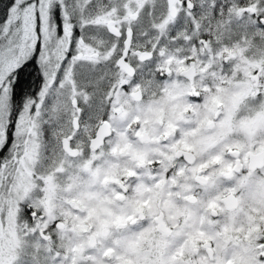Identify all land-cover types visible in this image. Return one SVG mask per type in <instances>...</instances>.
I'll return each mask as SVG.
<instances>
[{
  "label": "snow or ice",
  "instance_id": "snow-or-ice-1",
  "mask_svg": "<svg viewBox=\"0 0 264 264\" xmlns=\"http://www.w3.org/2000/svg\"><path fill=\"white\" fill-rule=\"evenodd\" d=\"M0 264H264V0H0Z\"/></svg>",
  "mask_w": 264,
  "mask_h": 264
}]
</instances>
